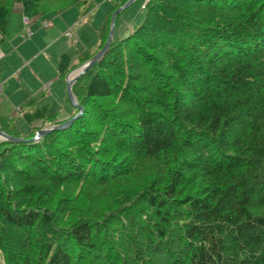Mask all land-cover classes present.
Segmentation results:
<instances>
[{
	"label": "trees",
	"instance_id": "obj_1",
	"mask_svg": "<svg viewBox=\"0 0 264 264\" xmlns=\"http://www.w3.org/2000/svg\"><path fill=\"white\" fill-rule=\"evenodd\" d=\"M127 1L96 51L61 55V78ZM88 3L0 0V33L16 6L34 20ZM145 11L74 83L83 112L67 128L30 140L76 107L60 118L27 100L28 134L0 114L26 139L0 141L4 264H264V0Z\"/></svg>",
	"mask_w": 264,
	"mask_h": 264
},
{
	"label": "rangeland",
	"instance_id": "obj_2",
	"mask_svg": "<svg viewBox=\"0 0 264 264\" xmlns=\"http://www.w3.org/2000/svg\"><path fill=\"white\" fill-rule=\"evenodd\" d=\"M121 1L122 0H89V3L86 5H81L76 8H71L70 11H73L75 13V16L77 15L76 21L78 19H82L81 17H84L76 24L74 23L75 24L74 28L73 27L67 28V31H69V28H72L74 33V37L72 38H69L66 35L67 31L64 33L65 29L63 27L60 29V32L58 33L54 32L57 29L56 20L60 19L59 16H62L61 13L58 15H54V14L43 15L40 18H38L35 22H31L30 28L33 32L32 37L26 39L22 38L21 36V33L23 32L22 29H24L25 27L23 23L24 19L22 18V16H20L19 14L15 13V11H13L10 15L7 35L5 38L7 39L6 41H8L9 44H5L4 41H0V46H1L0 52L3 54V57L0 59V68L4 67L3 62H8L7 64L9 65L8 67L10 68V72L12 71L11 73L15 75L14 80L11 83L13 89L15 88L16 90V88L21 87L22 85L21 84L20 86H18L20 84L18 80L19 77L21 78L22 81H23V77H25L26 81L29 80V78L30 81L35 79L37 87L40 86L39 87L40 92H42L38 97L39 99L37 104L39 106L49 104L50 111L52 112L60 111V114L62 115L60 118L68 117L65 116V114L72 113L74 106L68 97L67 81L66 79L59 77V71L57 70L58 59H56L55 55L53 56V60L46 59L47 55L53 54L52 50L49 51L48 50L42 51V50L45 48L47 43L49 44L51 43V41L55 42L57 38L56 36H58L59 38H62L65 41V46L63 45L64 50L61 52V54L68 53L72 57H75L85 52L96 51L100 40L99 29L102 23L104 22L105 18L107 17V15L110 13V10ZM144 3L145 0H135L128 8H126L117 15V28L115 30V34L113 37L115 36L117 37L124 30L126 32H130L134 30L140 23L143 22L146 13L145 8H143ZM90 4H93V9L91 10L90 14L84 15L87 10V5ZM45 21L51 22L53 26L45 28L43 26V22ZM81 21H82V25L76 29L75 26L81 23ZM78 29L80 30L78 31ZM29 42H31L30 43L31 46L29 45ZM37 47H40L41 50L39 52V55L41 56L40 58H35L33 61H31L30 59L29 61L26 62L24 61L20 62L18 52H24L27 56H29L32 53H34L36 50H38L36 49ZM14 50L16 51L14 52L12 57L7 58L8 54H10ZM29 63L30 65H27L26 67L22 66L23 64H29ZM11 73L8 74V73H4L3 71L2 73H0V84H2V86L3 83L5 84V80L11 76ZM36 75L38 76L34 77ZM39 76L43 80L41 85H40L41 81H38ZM45 76L47 78H51V76H55L54 78H57V80L55 81L51 79L50 82H48L47 79L45 80V78H43ZM2 93H3V89H2ZM21 95H23V93L20 91L15 93L13 98H11L9 102H4V104L0 106V110L3 108H5L8 111H12V109H17V108L19 109L20 104H22L23 107L25 102L21 101L23 100ZM18 114H20V112ZM19 117L16 118L17 126L19 127V129L22 131L23 134H28L29 131L31 130L30 125L25 120ZM35 125L39 126L41 125V122H37ZM47 125L48 124H46L43 129L49 127V125L48 126ZM2 140L3 138L0 137V141ZM0 264H4V260L1 255H0Z\"/></svg>",
	"mask_w": 264,
	"mask_h": 264
},
{
	"label": "crops",
	"instance_id": "obj_3",
	"mask_svg": "<svg viewBox=\"0 0 264 264\" xmlns=\"http://www.w3.org/2000/svg\"><path fill=\"white\" fill-rule=\"evenodd\" d=\"M117 5V4H116ZM76 7H79V6H74V7H71V8H76ZM71 8H69V9H67V10H65L64 12H62L61 13V15L62 16H59V18L60 19H57L56 20V22H57V29L54 31V32H56V33H58V32H60V29L63 27L64 29H65V31H64V33L67 31V28L68 27H73L74 28V25L78 22V21H80V20H82L84 17H81L82 19H78L77 21H76V18H77V15L75 16V13L73 12V11H70L71 10ZM113 9V8H112ZM111 9V10H112ZM110 10V11H111ZM13 11H15V13H17V14H19L20 16H22V18H24V15H23V13H22V9L19 7V6H16V8L13 10ZM91 12V11H90ZM108 12H109V10H108ZM107 12V13H108ZM87 14H90V13H87ZM87 14H84V15H87ZM58 15V14H57ZM41 16H39V17H37V18H35L34 20H32V22H35L38 18H40ZM86 20V19H85ZM76 21V22H75ZM75 23V24H74ZM82 25V21H81V23H79V24H77L76 26H75V28L77 29L78 27H80ZM53 26V25H52ZM51 26V27H52ZM80 29H78V31H79ZM22 31H23V29H22ZM53 32V31H52ZM6 35H7V31H6V33H0V41H4L5 42V44H9V42L8 41H6L7 39H5L6 38ZM21 36H22V33H21ZM32 37V36H31ZM49 37H51V36H49ZM57 38H56V40H55V42L54 41H51V43H47V45L45 46V48L42 50V51H45V50H52V55H47L46 56V59L47 60H53V56L55 55V57H56V59H58V67H59V59H60V57H61V55L62 54H64V53H62L61 54V52L64 50V48H63V45L65 46V41H64V39H62V38H59L58 36H56ZM23 38V37H22ZM54 42V43H53ZM31 42H29V45L31 46V44H30ZM2 45V44H1ZM0 49H1V46H0ZM36 49H38V50H36L34 53H32L31 55H29V56H27L24 52H18V54H19V59H20V62H26V61H29L30 59H31V61H33L35 58H40L41 56L39 55V52L41 51L40 50V47H37ZM16 50H14V51H12L10 54H8V56H7V58H9V57H12V55L14 54V52H15ZM38 52V53H37ZM35 53H37V54H35ZM61 54V55H60ZM68 54V53H67ZM84 54V53H83ZM76 57V56H75ZM31 61H30V63H31ZM8 62H3V64H4V67L3 68H0V73H2V71L4 72V73H8V74H10L11 72H10V68L8 67L9 65L7 64ZM30 63L29 64H23L22 66H24V67H26L27 65H30ZM58 70V69H57ZM38 75H36V76H34V77H37ZM14 77H15V75L14 74H12L11 73V76L10 77H8L6 80H5V84L3 83V93L1 92L0 93V106H2L3 104H4V102H9L10 100H11V98H13V96H14V94L15 93H17L18 91H20V92H22L23 93V95H21L22 96V99L23 100H21V101H23V102H26L27 100H29V99H32V100H37V99H39L38 97L40 96V94L42 93V92H40V86L39 87H37V84H36V81H35V79H33V80H31L30 81V78H29V80H27L26 81V79H25V77H23V81L21 80V78L19 77V85L18 86H20L21 84V87H18V88H16V90H15V88L13 89V87H12V85H11V83H12V81L14 80ZM48 77H50V76H48ZM55 76H51V78H47L46 76L45 77H43V78H45V80L47 79V81L48 82H50V80L51 79H53V80H57V78H54ZM57 77V76H56ZM60 77V76H59ZM27 78V77H26ZM39 79H38V81H41L40 82V85H41V83L43 82V80L41 79V77L39 76L38 77ZM66 79V78H65ZM44 80V81H45ZM5 85V86H4ZM37 87V88H36ZM41 100V99H40ZM18 109V108H17ZM17 109H12V111H8V110H6L5 108H3V109H1L0 110V114H2V115H6L8 118H12V119H14L15 121H17L16 120V118L17 117H19V115H20V117L19 118H21V119H23V112L21 111V109H23V107H22V104H20V107H19V109L17 110ZM20 112V114H18ZM18 114V115H17ZM64 115V114H63ZM65 116H69V114H65ZM24 120V119H23Z\"/></svg>",
	"mask_w": 264,
	"mask_h": 264
},
{
	"label": "water",
	"instance_id": "obj_4",
	"mask_svg": "<svg viewBox=\"0 0 264 264\" xmlns=\"http://www.w3.org/2000/svg\"><path fill=\"white\" fill-rule=\"evenodd\" d=\"M135 0H128L123 6L117 8L112 16V20H111V25H110V31L108 34V38L106 43L104 44V46L102 47V49L96 53L90 60H88L87 62H85L84 64H82L81 66L75 68L74 70H72L66 77V81H67V93H68V97L70 99V101L72 102L73 106L76 107L78 109V113L72 117L71 119H69L68 121L60 124V125H52L49 126L45 129H42L40 131H38L36 133V136L30 140H36L38 139L40 136L46 135L48 133H51L55 130H60V129H65L67 128L76 118H78L82 112H83V107L79 104L75 94L73 93V85L74 83L79 79L80 76H82L83 74H85L87 72V70H89V68H91L96 62H98L99 60H101L104 55L106 54L109 46L111 45V42L113 40V36L115 34V30H116V21H117V15L122 12L123 10H125L126 8H128ZM0 137L3 138V140H7L10 142H23L26 141V139L24 138H17V137H13L7 133H5L4 131L0 130Z\"/></svg>",
	"mask_w": 264,
	"mask_h": 264
},
{
	"label": "built area",
	"instance_id": "obj_5",
	"mask_svg": "<svg viewBox=\"0 0 264 264\" xmlns=\"http://www.w3.org/2000/svg\"><path fill=\"white\" fill-rule=\"evenodd\" d=\"M149 0H146L145 4L143 5V7H145L146 3L148 2ZM23 23H24V29H23V32H22V37L23 38H29L33 35V32L30 28L31 26V19L27 16H24L23 18ZM43 26L45 28H48V27H51L52 26V23L51 22H48V21H45L43 22ZM66 35L69 37V38H72L74 37V33H73V30L72 28H69V31H67ZM3 57V54L0 52V59ZM2 89H3V86L2 84H0V93L2 92Z\"/></svg>",
	"mask_w": 264,
	"mask_h": 264
},
{
	"label": "clouds",
	"instance_id": "obj_6",
	"mask_svg": "<svg viewBox=\"0 0 264 264\" xmlns=\"http://www.w3.org/2000/svg\"><path fill=\"white\" fill-rule=\"evenodd\" d=\"M145 2H146V0H145ZM144 4H145V3H144ZM144 4H143V5H144ZM146 4H147V3H146ZM145 7H146V5H145ZM145 7H143V8H145ZM31 22H32V20H31ZM66 77H67V76H66Z\"/></svg>",
	"mask_w": 264,
	"mask_h": 264
},
{
	"label": "bare ground",
	"instance_id": "obj_7",
	"mask_svg": "<svg viewBox=\"0 0 264 264\" xmlns=\"http://www.w3.org/2000/svg\"><path fill=\"white\" fill-rule=\"evenodd\" d=\"M151 3V2H150ZM148 8V7H147Z\"/></svg>",
	"mask_w": 264,
	"mask_h": 264
}]
</instances>
